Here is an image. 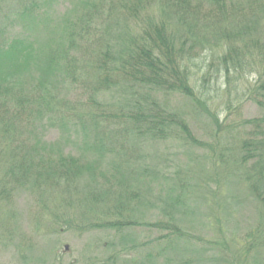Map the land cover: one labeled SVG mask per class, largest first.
I'll return each instance as SVG.
<instances>
[{
	"label": "rangeland",
	"instance_id": "obj_1",
	"mask_svg": "<svg viewBox=\"0 0 264 264\" xmlns=\"http://www.w3.org/2000/svg\"><path fill=\"white\" fill-rule=\"evenodd\" d=\"M28 1L0 0V31L7 39L28 36L35 41L36 49L42 50L58 44L66 27L63 22L68 19L75 22L93 2L37 0L46 10L47 17L43 15L32 31L24 33L22 26L14 21V14ZM123 1L100 0L99 16ZM249 1L227 0V11L240 5L241 11L245 12L244 21L253 12L249 6L255 2L249 4ZM157 9V5L151 3L148 14L156 13ZM91 15L97 17L98 13L93 10ZM256 15L259 18L255 29L259 33L264 28V17L259 10ZM4 16L10 19V24L3 26ZM108 16L106 22L95 20L89 30L92 45L105 34H126L123 15L117 17L121 23L113 19L112 12ZM224 19L228 20L226 16ZM142 22L143 18L128 27L138 34ZM188 55L187 69L190 77L192 73L197 80L193 86L196 91L206 94L202 100L207 103L210 113L217 116L219 128L214 126L209 115L179 93L147 92V97L144 92L135 97L144 106L147 101L156 99L163 110L179 116L192 135L204 143L203 148L190 147L177 128L160 142L135 140L131 134L120 130L123 122L115 121L100 124L107 137L114 138L115 143L110 141V144L116 145V149L107 152L100 162L97 155L86 148L91 141L86 142L84 134L77 135L78 132L72 129V117L78 120L80 114L88 111V98L92 95L90 86L77 83L67 90L58 89L53 98L46 97L45 102L34 101L30 107H21V101L13 99L12 94H0V115L8 112L5 108L11 110L10 115L20 112L16 122L18 129L12 134L13 143H25L29 147L38 143L53 145L62 150L64 156H78L75 158L80 157L86 167L93 168L98 184L116 189L121 181L133 183L142 168H154L166 174V179H161L157 187L153 184L147 200L132 203L127 214L138 225L135 229L114 232L101 227L91 230L90 226L100 224L91 218L92 211L89 212L86 199L79 193H73L75 195L70 199L67 194L53 197L36 192L38 189L17 191L19 181L13 182L12 174L3 171L6 160L1 149L8 138L0 132V264H264V216L258 212L259 203L249 191L248 183L240 184L241 176L235 167L243 140L262 138L261 130L249 122L264 118V107H257L251 98L258 78L253 72H245L225 86L223 74L211 52L197 51L195 55ZM30 67V70L25 68L17 82L25 95L34 94L40 75L35 66ZM121 91L115 88L100 95L98 100L106 106L98 107L95 112L102 114V110H112L116 114L119 106L129 110L132 100L124 102ZM49 107L50 113L46 111ZM38 109L46 112L43 119ZM44 125L46 129H42ZM124 141L127 144H123ZM120 143L123 149H118ZM117 152L122 157H115ZM220 158L231 162L223 164ZM92 180L91 172L84 170L74 185L83 189ZM173 199L177 208L173 216L183 233L180 239L168 230L158 229L168 219L162 212L172 206ZM63 200H70V203ZM247 243L249 251L244 247Z\"/></svg>",
	"mask_w": 264,
	"mask_h": 264
},
{
	"label": "trees",
	"instance_id": "obj_2",
	"mask_svg": "<svg viewBox=\"0 0 264 264\" xmlns=\"http://www.w3.org/2000/svg\"><path fill=\"white\" fill-rule=\"evenodd\" d=\"M99 2L100 0L90 2L88 9L75 22L71 19L63 22L66 27L60 43L49 46L47 50L36 49L35 41L28 36L7 39L0 31V94H12L13 99L21 101V107H30L34 101L45 102L46 97L53 98L58 89L67 90L77 83L90 86L92 95L88 98V111L80 114L78 120L72 117V129L73 132H78L77 135L84 134L86 142L91 141L92 144L86 145V148L97 155V161L104 158L107 152L112 153L116 149V145L110 144V141L115 143L114 138L107 137L106 130L100 124L115 121L123 122L120 130L131 134L135 140L142 138L160 142L168 132L177 128L181 138L190 147L203 148L204 143L192 135L179 116L163 110L156 99L147 101L144 106L135 97L144 92L179 93L201 112L209 115L214 126L219 128L217 116L210 113L207 103L202 100L206 94L196 91L193 86L197 80H194L192 73L190 77L187 69L189 53L195 55L197 51L211 52L223 74L225 86L235 82V77H241V73H255L258 80L251 92L252 102L257 107H264V28L259 33L255 29L259 18L257 10L264 17V0L248 2L255 3L249 6L253 12L244 21L242 19L245 12L241 11V6L235 5L227 11V0H125L115 4V7L112 5L110 11L101 16L97 8ZM151 3H155L158 9L156 13L149 15ZM93 10L99 17L91 15ZM45 12L40 1L29 0L22 3L19 11H16L14 21L19 27L22 26L24 33H29L36 21L43 15L47 17ZM109 12H112L113 19L119 23L121 19L117 17L123 15L126 34H105L92 45L88 38L89 30L95 20L106 22ZM142 18L143 22L138 30L140 32L136 34L128 24ZM8 24L10 19L4 16L3 26ZM192 58L193 56L191 62ZM31 65L37 68L40 75L35 83L34 94L25 95L17 82L25 68L32 69ZM115 88L122 90L120 97L124 102L132 100L130 109L119 106L116 114L112 110H102V114L95 112L98 107L106 106L101 104L98 97ZM122 99L119 100L123 102ZM38 110L43 119L46 112ZM49 110L50 107L46 109L47 112ZM10 111L5 108L6 114L0 115V132L8 138L1 150L3 159L6 160L3 171L12 174L13 182L19 181L17 191L32 192L33 189H38L36 192L53 197L67 194L70 199L75 195L73 193H79L86 199L89 212L92 211L91 218L100 224L90 226L91 230L102 227L123 232L138 226L127 212L130 213L133 202L142 203L147 200L153 184L157 187L161 179H166L165 173L154 168H142L134 177L133 183L121 181L116 189L98 184L93 168L86 167L80 157L75 158L78 156H64L62 150L59 151L53 145L38 143L29 147L25 143H13L12 134L18 129L16 122L20 112H12L10 115ZM249 122L261 130L259 135L262 138L256 141L243 140L235 167L241 176L240 184L248 183L249 191L259 203L258 212L264 216V118ZM42 129H46L45 125ZM122 143L127 144L125 141ZM122 143L121 146L118 145V149H123ZM114 156L122 157L120 152ZM219 160L226 165L231 162L222 161L221 158ZM84 170L91 172L93 180L81 189L74 183ZM1 198L2 194L0 201ZM69 201L63 200L66 204ZM176 212L173 199L172 206L166 207L162 212L168 219L158 229L168 230L175 238L180 239L183 233L177 226L178 220L173 216ZM108 217L112 218L108 220ZM244 247L249 251V243Z\"/></svg>",
	"mask_w": 264,
	"mask_h": 264
},
{
	"label": "water",
	"instance_id": "obj_3",
	"mask_svg": "<svg viewBox=\"0 0 264 264\" xmlns=\"http://www.w3.org/2000/svg\"><path fill=\"white\" fill-rule=\"evenodd\" d=\"M67 249V248H66Z\"/></svg>",
	"mask_w": 264,
	"mask_h": 264
}]
</instances>
